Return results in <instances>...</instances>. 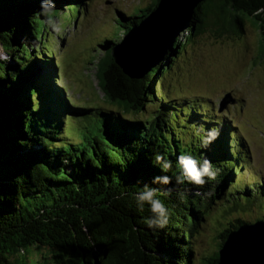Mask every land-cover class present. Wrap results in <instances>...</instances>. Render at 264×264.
Returning <instances> with one entry per match:
<instances>
[{"label":"trees","instance_id":"trees-1","mask_svg":"<svg viewBox=\"0 0 264 264\" xmlns=\"http://www.w3.org/2000/svg\"><path fill=\"white\" fill-rule=\"evenodd\" d=\"M88 1L0 0V264H11L8 258L14 256L25 259L33 248L46 249V264H190L186 236L204 221L217 198H235L242 186H236L228 164L246 153L239 152L225 124L208 131L203 123L189 122L195 120L194 112L184 121L186 127H179L189 132L177 134L173 123L180 124L181 114L169 110L176 105L158 95L154 81L207 25L218 33L241 34L249 19L264 59V0H204L194 9L184 42L179 35L164 61L140 79L124 75L111 57L123 37L98 43L103 54L91 65L103 100L118 110L99 109L96 126L84 127L79 141L66 135L68 116L84 121L89 115L70 105L44 42L52 31L50 17L58 24L60 11L80 10ZM158 2L133 14L119 11L117 35L125 36ZM157 98L159 117H135ZM82 113L87 117H79ZM211 131L218 136L213 139ZM190 132L192 138H185ZM181 155L201 165L210 161L215 178L205 177L202 187L185 180ZM165 176L169 184L153 182ZM145 186L157 190L155 198L167 209L164 228L146 223L154 214L149 204L141 208L137 202ZM248 186L244 193L252 197ZM242 224L228 222L220 247ZM213 262H218L217 253Z\"/></svg>","mask_w":264,"mask_h":264},{"label":"rangeland","instance_id":"rangeland-1","mask_svg":"<svg viewBox=\"0 0 264 264\" xmlns=\"http://www.w3.org/2000/svg\"><path fill=\"white\" fill-rule=\"evenodd\" d=\"M152 2L89 0L80 10L68 7L66 12H59V23H55L58 27L51 26L52 31L47 34L44 47L55 59L57 70L54 76L70 105L85 109L89 115L84 121L70 120L72 116H68V137L80 141L84 127L93 129L96 126L99 109L118 110L103 100L91 63L103 54V50L97 48L98 43L106 39L115 40L116 36L119 42L123 37L122 32L117 35L119 26L115 19L119 11L133 14ZM242 25L241 34L218 33L216 27L207 25L198 36L188 39L179 55L170 62L169 71L158 75L154 81L158 95L168 104L176 105L169 110L181 114L180 124L173 123L177 134L189 132L179 130V127H186L184 121L194 112L195 120L191 117L189 122L203 123L208 131L225 124L239 152L246 153V156L235 157L228 164L232 166L230 172L236 174V186H242L236 191L235 198L227 202L217 198L204 221L190 236H186L187 246L193 255L190 264L214 263V255L221 243L220 234L228 222L238 219L248 224L264 219V59L257 29L249 19H244ZM184 32L179 36L182 42L187 36ZM226 94H230V99L221 108ZM160 102L158 98L147 102L144 110L135 117L143 119L150 115L156 119L160 114L155 113V109ZM87 113L79 117L83 119ZM194 128L201 132L196 125ZM202 129L205 128L202 126ZM191 132L187 134L190 137L185 138H192L194 133ZM202 142L205 143V138ZM247 185H250L252 197L244 193ZM30 250L25 259L14 256L8 258V262L46 264L45 248Z\"/></svg>","mask_w":264,"mask_h":264},{"label":"water","instance_id":"water-1","mask_svg":"<svg viewBox=\"0 0 264 264\" xmlns=\"http://www.w3.org/2000/svg\"><path fill=\"white\" fill-rule=\"evenodd\" d=\"M203 1L159 0L156 8L112 48L114 63L130 79L142 78L164 61L176 38L190 27L194 9ZM229 99L230 94H226L221 108ZM217 255V264H264V220L244 223L229 232Z\"/></svg>","mask_w":264,"mask_h":264},{"label":"clouds","instance_id":"clouds-1","mask_svg":"<svg viewBox=\"0 0 264 264\" xmlns=\"http://www.w3.org/2000/svg\"><path fill=\"white\" fill-rule=\"evenodd\" d=\"M49 24L58 27L55 25L54 21L49 18ZM218 132L210 133V136L214 139L218 136ZM159 160L160 157L158 156ZM178 163L182 171L183 178L190 183H193L198 186H204L207 182L205 177L209 179H214L216 172L212 170L211 162L205 159L203 164L189 155H181L178 157ZM170 167V164L166 163L165 168ZM155 182H160L163 184H169L171 182L169 177H157L154 178ZM171 189H168L166 194H170ZM157 190L145 186V189L137 195V202L139 207L143 208L144 203L150 205V210L154 214L152 218L146 221L149 228H164L168 223V212L164 207L163 203L156 199Z\"/></svg>","mask_w":264,"mask_h":264}]
</instances>
